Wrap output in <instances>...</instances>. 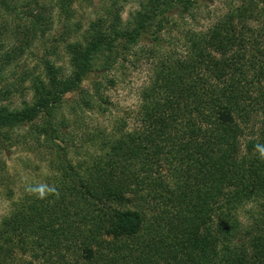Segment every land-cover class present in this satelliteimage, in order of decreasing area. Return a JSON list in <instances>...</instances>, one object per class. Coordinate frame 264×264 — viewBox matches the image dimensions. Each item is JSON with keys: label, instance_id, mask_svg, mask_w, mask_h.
Returning a JSON list of instances; mask_svg holds the SVG:
<instances>
[{"label": "trees", "instance_id": "trees-1", "mask_svg": "<svg viewBox=\"0 0 264 264\" xmlns=\"http://www.w3.org/2000/svg\"><path fill=\"white\" fill-rule=\"evenodd\" d=\"M81 1L0 0V79ZM203 1L217 0H148L135 24L71 48L59 91L37 77L31 104L0 108V152L42 149L50 171L7 185L0 264H264V0H228L205 29L189 22ZM94 55L115 85L149 65L139 106L112 128L85 124L103 109Z\"/></svg>", "mask_w": 264, "mask_h": 264}, {"label": "rangeland", "instance_id": "rangeland-1", "mask_svg": "<svg viewBox=\"0 0 264 264\" xmlns=\"http://www.w3.org/2000/svg\"><path fill=\"white\" fill-rule=\"evenodd\" d=\"M227 1L201 2L202 8L198 10L195 21L189 22L199 24L204 29L207 28L224 12ZM147 2L148 0H83L72 5L70 16L64 13L57 16V11H54L57 16L56 22L48 30L47 39L34 42L26 51L27 54L16 65L5 71L3 78L0 79V88L18 84L14 87L13 94L5 97L6 93H3L0 96V108L12 112L22 110L26 103L31 104L38 92L33 84L37 77L45 82L40 85L39 91L44 90L46 94L59 91L66 85L74 69L70 57L71 48L77 47L83 50L90 43L87 33L92 30L108 33L113 29L115 20L120 19L123 26L135 24L143 11L141 6ZM64 22L68 24L65 29L69 30L70 39L67 43L62 41L63 35L59 34ZM39 57L50 60L53 65H45L44 61L38 60ZM108 59L107 55H94L92 59L95 68L93 76L103 80L105 84L104 98L100 102L103 104L102 110L106 109L104 113L97 109L87 112L85 124L89 129L99 128V126L112 128L115 126V118L126 119L133 116L132 112L140 103V91L147 82L149 65L143 61L138 66L129 64L123 74L121 72L118 74L120 80L115 85V65L109 68ZM49 69L51 71H48ZM28 71L30 73L24 75ZM23 75L25 82L21 83L20 78ZM85 84H91V81ZM69 97L70 95L66 96V99ZM41 150L34 151L22 144L11 151L0 152V218L8 210L5 195L7 185L17 188L19 184L43 182L50 175L47 157L42 156L44 151ZM247 215L248 213L244 216Z\"/></svg>", "mask_w": 264, "mask_h": 264}]
</instances>
